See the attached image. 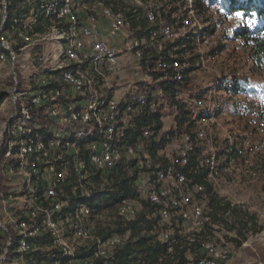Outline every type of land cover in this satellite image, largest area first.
Here are the masks:
<instances>
[{"label": "built area", "instance_id": "1", "mask_svg": "<svg viewBox=\"0 0 264 264\" xmlns=\"http://www.w3.org/2000/svg\"><path fill=\"white\" fill-rule=\"evenodd\" d=\"M18 1L25 8L24 21L12 16L6 0L0 4V60L7 53L15 61L16 47L5 33L17 26L15 33L26 44L32 40L27 29L33 25L48 24L67 36L54 65L48 68L47 59H42L43 70L33 79L26 81L13 64L12 113L0 141V218L5 220L0 221V230L7 240L3 264H75L84 258L113 264L116 250L128 239L117 234L102 239L86 226L109 210L124 225L144 211L135 198H123L112 209L96 208L110 203L120 170L132 172L131 188L167 226L160 242L168 244V252L180 240L199 253L187 264H226L229 245L214 237L213 231L223 230L214 221L213 215H220L209 206L205 185L216 194L224 191V171L245 179L257 176L253 161L264 152V108L246 113L249 135L241 145L235 141L239 132L225 136L229 145L223 153L215 149L210 129L202 124L215 113L217 103L205 104L202 98L186 109L193 127L187 122L183 130L179 128L175 105L165 127L143 126L131 139L137 119L166 109V92L159 84L183 77L186 62L165 45L177 36L174 27L163 22L148 0H131V9L126 10L120 8L121 0ZM175 1L185 12L182 28L195 29L194 46L210 45L214 36L200 34L203 27L194 0ZM138 10L148 26L143 36H135L126 16L127 11ZM153 59L154 71L162 72L157 78L149 71L141 73L143 64L148 67ZM182 98L175 95L176 100ZM147 140L155 144V152L146 148ZM197 144L202 151L196 152L201 148ZM162 157L167 162L160 168ZM200 174L205 184L194 180ZM44 237L48 244L41 243ZM79 240L91 244L89 256L76 253ZM9 249L11 257L6 260ZM37 251L44 254L41 259L33 258Z\"/></svg>", "mask_w": 264, "mask_h": 264}, {"label": "rangeland", "instance_id": "2", "mask_svg": "<svg viewBox=\"0 0 264 264\" xmlns=\"http://www.w3.org/2000/svg\"><path fill=\"white\" fill-rule=\"evenodd\" d=\"M119 5L123 9H131V0H121ZM154 10L158 11L161 15L164 13L162 20L164 23H174L173 27L177 31V36H174L165 45L168 47L173 45L176 40L186 38L187 34L193 29L190 28H176L179 27L182 19L185 17V12L181 4L175 3L174 0H148ZM2 0H0L1 4ZM6 5L12 7V16L22 21L25 20V8L21 2L16 0H6ZM179 8V9H178ZM136 22H142L143 18L140 13H133ZM187 14V13H186ZM241 14V13H240ZM160 15V16H161ZM199 24L202 27H213L215 33L211 39V44L200 49L194 46L193 41L187 42L190 48H187L179 57L186 62V69L189 70L188 78L190 81L189 88L182 95V101L186 105V109L192 107L193 102L197 97L202 96L205 104L217 103V110L212 115L205 118L202 122L203 125L210 129L212 141L218 153H223L229 142L225 136L235 134V141L241 145L245 136L249 135V130L246 127V113L254 107L264 108V60L261 62L256 61L246 46L243 39L236 41L235 33L241 27L252 29L256 25V21L250 17H244L243 14L237 18V13L232 15L227 14L222 9H217L210 6L205 11V14L198 15ZM19 23V21H18ZM27 23V22H26ZM131 23V22H130ZM46 24V23H45ZM203 29V28H202ZM20 30L19 26L15 27L11 32L5 33L11 35L14 44L13 50L17 57L15 61H11L8 54L5 53L4 60H0V141L3 137L4 125L7 123L12 113L11 96L14 89V76L13 64L20 68L19 73L21 77L31 80L35 74L43 70L42 59H47V66H53V60L56 55L61 54L64 46L61 44L63 41V34L61 30H51L49 25L45 27L41 25H33L31 29H27L28 34L32 40L26 44L22 42L21 38L15 33ZM26 44V45H25ZM61 45L59 50L58 45ZM25 45L21 49H18ZM176 46L170 47L169 51L174 53ZM130 74V71L126 69ZM142 73V72H141ZM138 74H140L138 72ZM129 76V75H126ZM235 87H231L232 83ZM166 109L159 110L160 117L162 118L161 126H166L171 117L168 116L172 109L170 108L169 100L165 101ZM192 113H196L195 109L190 108ZM146 113L140 118V121L134 122L130 130L131 139H135L141 133L143 126L148 125L147 119H144ZM190 115V114H189ZM181 115H178V126L181 130L184 126L180 124ZM186 124V123H185ZM151 127H155L153 122ZM1 143V142H0ZM153 142L148 140L145 142L146 148L150 149ZM200 151H202V146ZM257 169V176L253 179H245L241 176L231 174L224 171L225 184L222 190L216 191V195L223 199V202L232 203L234 206H240L242 211L247 213V217L254 215L256 222L248 226L242 232L246 235V240L242 241L240 246L237 245V236L235 232H228L227 227L220 223L221 230L213 231L214 237H220L219 244L225 243L229 245L228 261L226 264H264V213L261 208L264 204V152L255 157L253 161ZM119 181L126 180V184L133 191V197L142 205L144 211L141 212L136 218V226H143L140 233L134 239L143 236H155L156 241H161L162 234L167 232L168 228L162 224L158 216L153 214L149 205L145 206L143 198L136 194L135 190L131 188L132 172L127 170H120ZM113 184V183H112ZM258 185V187H256ZM14 207H17L14 205ZM110 213L106 218L107 213ZM217 214L218 211H215ZM103 213V216L93 217L86 230L99 233L100 235H107L111 229L114 228V223L118 221L114 218L112 210ZM145 214L144 221L141 222V215ZM220 215V213L218 214ZM222 217V216H221ZM220 218V217H218ZM221 219V218H220ZM1 223H5L4 219L0 218ZM125 226V225H122ZM237 229L238 226H235ZM112 235L115 233H111ZM118 235V234H117ZM135 235V232L127 231L123 234L124 238L129 239ZM4 233L0 230V264H3L2 256L3 249H5ZM76 246L77 254H85L90 243L79 240ZM217 243V244H218ZM187 255L189 261H194L196 256L199 255L194 252L197 249H189ZM89 258L79 259L75 264H95Z\"/></svg>", "mask_w": 264, "mask_h": 264}, {"label": "trees", "instance_id": "3", "mask_svg": "<svg viewBox=\"0 0 264 264\" xmlns=\"http://www.w3.org/2000/svg\"><path fill=\"white\" fill-rule=\"evenodd\" d=\"M176 3V1L174 0ZM194 10L197 14H201L203 10H207L209 6H213L217 9H222L227 14L232 15L234 13H241L244 17H250L256 21V25L252 28L241 27L239 28L235 36L238 39H243L246 46L249 48L252 57L261 62L264 60V0H194L193 1ZM179 9V8H178ZM139 15H141V10H138ZM161 15V14H160ZM126 16L129 20L131 29L135 31V36H143L148 31V26L143 20L141 23L135 21V15L132 13H126ZM164 16L162 13L161 17ZM11 17V14L9 15ZM173 26L174 23H166ZM9 24L4 27V30L7 29ZM182 27L181 23L179 27ZM215 33L214 26L213 27H203L201 31V35H213ZM196 35L195 29L193 32L187 34L186 38L178 39L173 43V45L169 46L174 47L176 46L177 53H183L188 46V43L194 40ZM190 40V41H189ZM189 41V42H188ZM188 42V43H187ZM181 62H185L183 59H180ZM154 63L155 59L149 61L148 67L146 64H143L141 72L144 74L146 71L151 73L153 78H157L158 76L162 75V72H155L154 71ZM16 73H18V68L16 69ZM189 70L184 69L183 77L180 81H162L159 86L166 92V99L169 100L170 108L172 109L173 106L177 105L179 107V112L181 115L180 124L185 126V123H189V127H193L194 120L189 118L190 112L186 110V105L183 103L182 100H176V94H183L189 88V78H188ZM235 87V83L231 84V87ZM237 87H235L236 89ZM202 96L197 98H201ZM204 114H200L198 117H202ZM147 124L151 125L153 122L155 123V129H160L161 122H160V114L159 111L148 114L146 113ZM143 115L140 117L142 118ZM140 118L136 120V122L140 121ZM151 152H155V144H151L150 148ZM196 152H199L196 149ZM195 159L192 158L191 161ZM160 168L166 165L167 160L162 157L159 159ZM203 174L195 175L194 180L200 183L203 182ZM0 181H2L0 179ZM205 184V183H204ZM206 186V194L209 198V206L214 209V211H218L220 213V218H217L213 215L214 221L218 223H222V225L226 226L229 231H235L237 236V245L240 246L242 241L246 240V235L243 230H245L249 225L254 224L256 222V218L254 215L248 216L247 213L242 211L240 206H231L230 203L223 202L221 198H219L208 185ZM113 188L115 191L111 194V201L105 206L100 207L97 206L96 208H105V209H112L116 203H118L123 198H132L133 191L129 188L126 184V180H121L118 182L114 180ZM147 204H145L146 206ZM216 213V212H215ZM218 213V214H219ZM222 216V217H221ZM141 222L144 221L145 214L141 215ZM145 223V221H144ZM121 221H116L114 223V228L110 230L107 235H100L97 233L102 239H106L111 236V233H115L118 235H123L127 231L135 232V235L129 237L128 241L118 248L114 254L113 264H187L189 260L187 259V251L188 247L184 241L178 240L176 243L173 244L171 252H168V244L160 241H156L155 236H143L139 237L134 240L137 235L142 230L143 226H136V221L126 224L125 226ZM235 226H238L236 229ZM36 242V241H35ZM16 243V238L13 236L12 238V245ZM42 244H48L49 239L48 237H44L41 241ZM43 253L37 251L32 254L34 259H41L43 257ZM90 253H85L83 257L89 256ZM11 257L10 249L6 256V260ZM29 256L27 255V258Z\"/></svg>", "mask_w": 264, "mask_h": 264}, {"label": "snow or ice", "instance_id": "4", "mask_svg": "<svg viewBox=\"0 0 264 264\" xmlns=\"http://www.w3.org/2000/svg\"><path fill=\"white\" fill-rule=\"evenodd\" d=\"M240 15H241L240 13H237V18H239V17H240Z\"/></svg>", "mask_w": 264, "mask_h": 264}, {"label": "water", "instance_id": "5", "mask_svg": "<svg viewBox=\"0 0 264 264\" xmlns=\"http://www.w3.org/2000/svg\"><path fill=\"white\" fill-rule=\"evenodd\" d=\"M5 258V255L3 256L2 260Z\"/></svg>", "mask_w": 264, "mask_h": 264}, {"label": "crops", "instance_id": "6", "mask_svg": "<svg viewBox=\"0 0 264 264\" xmlns=\"http://www.w3.org/2000/svg\"><path fill=\"white\" fill-rule=\"evenodd\" d=\"M127 78H128V76H127ZM256 187H258V185H257ZM249 226H250V225H249Z\"/></svg>", "mask_w": 264, "mask_h": 264}]
</instances>
